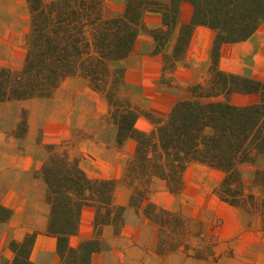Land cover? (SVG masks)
I'll use <instances>...</instances> for the list:
<instances>
[{
    "label": "trees",
    "instance_id": "1",
    "mask_svg": "<svg viewBox=\"0 0 264 264\" xmlns=\"http://www.w3.org/2000/svg\"><path fill=\"white\" fill-rule=\"evenodd\" d=\"M29 29L25 35V55L19 69L0 67V103L51 99L70 79H82L90 89L105 97L106 119L116 127L117 147L131 138L136 142L126 161L123 180L132 188L130 206L154 222L159 231L171 227L179 235L178 243L167 249L159 240L160 255L183 247L187 257L217 261L214 244L192 249L186 240L188 219L181 212L157 208L148 201L152 177L162 180L168 192L179 195L184 190L183 176L193 164H201L224 174L213 191L220 201L232 207L258 212L264 221V170L255 174L254 186L246 188L238 166L253 163L255 155L264 156V83L222 72L218 69L222 45L250 38L264 22V0H126L121 13L109 15L106 0H25ZM192 6L189 24L181 25L171 57L164 56V69L180 60L195 26L214 32L210 51L211 64L203 82L188 87L190 97L178 101L165 119L145 114L153 124L149 133L135 128L143 112L121 92L124 69L115 64L131 52L143 15L157 12L162 28L149 31L156 43L155 53L164 46L175 28L179 6ZM234 94H256L258 102L238 106L231 102ZM26 113L22 112L18 130L26 131ZM38 175L46 185L49 206L46 234L56 239L61 264H90L92 256L105 249L101 230L112 225L114 235L121 231L124 207H113L111 197L116 181L91 180L69 154L66 143L47 146V157ZM256 188V190H254ZM84 206L96 209L94 237L73 247L69 244L78 232ZM12 211L0 204V223ZM204 227L199 225L203 237ZM36 233L8 245L11 261L0 264H33L30 253Z\"/></svg>",
    "mask_w": 264,
    "mask_h": 264
},
{
    "label": "crops",
    "instance_id": "2",
    "mask_svg": "<svg viewBox=\"0 0 264 264\" xmlns=\"http://www.w3.org/2000/svg\"><path fill=\"white\" fill-rule=\"evenodd\" d=\"M125 1L106 0V11H112L109 15L121 13ZM192 12L190 3L180 4L176 26L163 53L158 54L154 52L156 43L149 31L162 28V16L146 12L130 54L115 64L124 69L122 95L143 112L135 123L140 132L149 133L153 129L145 114L165 119L178 101L190 97L188 87L208 77L214 32L206 26L194 27L182 58L171 69H164V56H172L180 27L190 23ZM19 24L20 17L15 11H7L0 20V67L15 70L23 64L25 49L20 54L14 53L22 38L23 28ZM13 39L15 47L8 44ZM218 69L264 83V22L246 41L221 46ZM163 78L169 85L162 83ZM230 100L245 106L257 103L259 98L256 94H234ZM22 112L26 113L27 128L16 135ZM107 112L105 97L78 78L76 93L65 98L54 94L51 99L0 103V204L12 211L9 220L0 223V259L12 260L13 254L8 249L11 241L20 242L27 234L36 233L30 261L61 264L56 239L46 234L49 206L45 200L46 185L38 172L47 157V146L71 141L69 154L78 160L85 175L91 180L116 181L111 205L125 208L120 234L114 235L112 225H104L101 235L105 249L94 254L90 264H264L262 216L220 201L213 191L224 174L197 163L185 171L184 190L179 195L171 194L162 180L152 177L148 201L159 209L181 212L188 219V229L192 222L202 224L204 230L214 226L210 239L214 251L223 254L228 247L231 256L217 262L196 260L187 257L181 247L160 255L158 226L143 214V206L139 210L130 206L132 188L123 180L126 161L136 142L128 138L117 147L116 127L106 119ZM238 170L244 186L253 187L256 172L264 170V156L255 155L253 163L240 164ZM96 215L93 206L82 208L78 232L69 240L71 246L94 237Z\"/></svg>",
    "mask_w": 264,
    "mask_h": 264
},
{
    "label": "rangeland",
    "instance_id": "3",
    "mask_svg": "<svg viewBox=\"0 0 264 264\" xmlns=\"http://www.w3.org/2000/svg\"><path fill=\"white\" fill-rule=\"evenodd\" d=\"M7 11L18 12V15L20 17L19 25L21 26V28H23V30L21 31L22 38H21V42H19V45H18L19 49L17 48V50L16 49L14 50L15 55L16 53L20 54V51H22V49H25V35L27 34L28 29H29V13H28V8H27L25 0H0V20L2 18H5ZM107 13H112V11L107 9ZM8 44L16 45L14 39L11 41H8ZM0 58H2V56H0ZM162 83L165 85H169V81L166 78H163ZM72 93H76V79H70V80L65 81L60 86V88L57 90L55 95L63 96L65 98L67 94H72ZM21 134H22L21 130H18L16 133V135H21ZM74 140H76V134H74ZM68 142H66V144H67V147L69 148L71 141L69 143ZM192 210H194V208H192ZM187 212L190 213V216L191 215L193 216L190 209H188ZM213 228L214 226H209L208 228H206L207 230L204 231L205 236L196 237L199 234V226L196 224V222L191 223V229L190 228L187 229L188 233L186 237V240L192 247V249L189 251V255L195 254L194 249H202L203 251L202 255L208 254L205 247H207L208 244L213 243L210 240L211 235H212L211 232L213 231ZM158 232H159V240H161L162 248L167 249L170 244L178 243V240L180 237L177 234V231L172 229L170 226L166 227L164 230H161V231L158 230ZM214 253L218 257L217 260L231 256V251L228 247L224 248L223 254H221V252L220 253L216 252V250ZM213 262H217V261H213Z\"/></svg>",
    "mask_w": 264,
    "mask_h": 264
}]
</instances>
